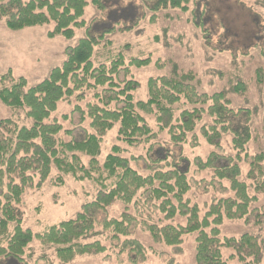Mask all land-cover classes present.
I'll list each match as a JSON object with an SVG mask.
<instances>
[{"label": "trees", "instance_id": "16d2710c", "mask_svg": "<svg viewBox=\"0 0 264 264\" xmlns=\"http://www.w3.org/2000/svg\"><path fill=\"white\" fill-rule=\"evenodd\" d=\"M190 1L138 0L139 6L130 5L127 9L131 12L127 19L143 8L152 13L150 20L155 23L159 12L190 11ZM88 4V0H0V20H5L11 30L53 22L51 38L70 40L77 29L83 28L87 33L77 45L66 49L63 64L54 67L49 76L36 85L29 86L25 77L16 78L11 73L0 75L1 101L12 109H24L33 121L26 126L12 118L0 120V264L10 261L22 264V256L34 239L54 247L61 263L69 264L80 256L106 254L108 247L102 242L104 238L118 247L120 254L128 252L131 264H143L147 262L149 248L133 237L138 228L148 232L156 244L172 250L173 256L183 253L187 235L196 234L197 264H230L223 258V247L232 248L233 256L242 264L264 263V240L250 233L238 238H221L220 229L225 219L252 216L257 217V221L264 219V205L253 206L258 195L264 192V150L252 155L246 152L253 140L254 110L232 107L229 98L231 93L246 92L247 84L240 81L230 90L214 94L200 92L195 83L196 74L181 71L174 63L170 74L148 80V100L136 101L134 93L140 83L134 79L131 68L147 66L152 60L133 57L127 61L119 53L108 62L95 64L96 48L112 44L111 40H106L107 33L132 27L120 28L119 22L113 20L109 28L96 32L93 27L98 19L94 18L88 25L83 18ZM92 4L102 13L107 11L105 0H92ZM207 14L205 8H194L192 22L202 29V36L210 45ZM249 14L259 32L263 26L259 25L258 15ZM136 17L132 26L138 25L140 15ZM261 52L264 56V48ZM256 81L264 86V67L257 69ZM86 91H93L92 100L88 101L86 109L77 106L75 111L81 115V120H89L93 132H85L81 139L62 142L58 139L62 124L47 120L57 110L59 102L73 97L81 100ZM144 114L154 116L159 130H166L175 146L186 144L189 135L208 117L211 121L202 125V136L208 143L219 146L223 135L230 134L238 152L237 159L244 153L249 164V183L240 179L242 170L234 157L214 151L206 160L197 158L199 169H212L218 179H228L234 192V197L214 199L201 216L200 207L185 197L191 182L188 169L181 167V163H173L167 169L150 166L149 173L143 175L121 155L123 149L114 146L101 166L97 157L102 151L103 138L115 124H119L118 137L130 145L157 136ZM262 122L264 132V114ZM193 140L196 142V135ZM79 153L90 157V168L84 166ZM53 167L79 180H91L100 173L101 187L95 198L83 204L73 218L50 226L42 233H34L23 227L18 205L25 190L33 186L36 179L37 186L48 180ZM103 179L113 181L108 185ZM251 188L254 195L250 194ZM116 202L126 205L120 217L101 215ZM131 205L135 213L129 211ZM176 217L185 219V223H172ZM167 261L177 264L174 257Z\"/></svg>", "mask_w": 264, "mask_h": 264}, {"label": "rangeland", "instance_id": "374dc122", "mask_svg": "<svg viewBox=\"0 0 264 264\" xmlns=\"http://www.w3.org/2000/svg\"><path fill=\"white\" fill-rule=\"evenodd\" d=\"M88 1L83 18L87 20L88 25L94 18L98 19L93 27L96 32L109 28L113 20L119 22L120 28L132 27L107 33L106 40H111L112 44H101L96 48L93 56L95 64L108 62V59L119 53L123 54L127 61L133 57H150L152 60L147 66L131 68L134 79L140 83L134 93L136 101H147L148 80L170 74L174 63L181 71H192L196 74L195 83L200 92L214 94L227 91L234 84L243 81L248 90L241 94L231 93L229 98L232 107L254 110L253 140L247 146L246 152L252 155L264 150V86L258 85L256 81L257 69L264 67V56L261 52L264 48V0H191L188 4L190 11L184 13L181 10L169 9L159 12L155 23L150 20L152 13L143 8L132 15L131 19H127L131 15L127 9L130 5H138V0H105L108 6L105 13L97 10L92 0ZM194 8L207 9L206 26L211 29L210 45L203 38L202 29L192 22ZM249 12L258 15L259 25L263 26L259 32L256 30L259 27ZM137 15H140L138 25L132 26ZM115 17L117 19H114ZM53 29L54 23L51 22L44 26L15 31L6 26L5 20H0V75L11 73L16 78L25 77L29 86L36 85L46 79L54 67L63 64L69 46L77 45L81 38L87 36L86 28H83L77 29L75 36L70 40L51 38L49 33ZM84 94L85 97L81 100L73 97L71 100L59 102L57 110L47 120H57L62 124L63 130L58 136L62 142L81 139L85 132H93L89 120H81V115L75 111L77 106L86 109L88 101L92 100L93 91H86ZM144 116L157 136L137 145H130L118 137L119 124H115L103 138L102 151L97 157L101 166L114 146L122 148L121 155L128 158L131 166L143 175L149 173L150 166L167 169L173 166V163H181V167L188 169L191 182V189L185 197L200 207L201 216L214 199L234 197V192L230 189L228 179H218L212 169H199L197 158L206 160L214 151L234 157L242 170L240 179L249 183V164L244 159V153L241 154L240 160L237 159L238 152L233 147L232 136L224 134L219 146L208 143L202 136V125L211 121L208 117H205L194 133L189 135L186 144L175 146L168 132L159 130L153 115ZM6 118L15 119L26 126L33 123L24 109H12L0 99V120ZM193 135H196V142ZM78 155L84 166L90 168V157L81 153ZM104 174L107 176L105 172ZM99 176L100 173H96L94 179L79 180L53 167L44 184L37 186L36 179L34 185L25 190L18 205L22 213L23 227L30 228L34 233H42L50 226L73 218L83 204L95 198L101 187L99 181L102 179L99 180ZM58 178L63 182L60 183ZM104 181L110 185L113 180ZM249 191L254 195L252 188ZM258 197L253 206L260 208L264 205V192ZM125 206L116 202L101 215L118 218L125 211ZM129 211L135 213L132 205ZM247 219L249 218L225 219L220 226L221 238H238L250 233L264 240V219L257 221L255 216ZM184 220L176 217L172 223L180 225L185 223ZM133 237L139 238L149 248L147 262L143 264H168L167 260L172 257L177 264H197L196 234L184 238V250L180 256H173L172 250L156 244L151 235L141 228L134 231ZM102 242L108 247L106 254L80 256L69 264H131L128 252L120 254L118 247L111 245L105 238ZM222 255L230 264H242L233 256L235 252L232 248L223 247ZM22 260V264H62L55 248L45 246L37 239L31 242ZM7 264L21 263L10 261Z\"/></svg>", "mask_w": 264, "mask_h": 264}]
</instances>
